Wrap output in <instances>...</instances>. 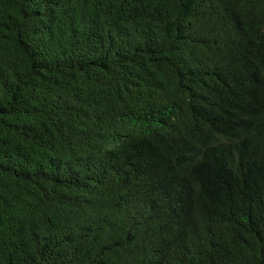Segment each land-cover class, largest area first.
<instances>
[{
  "label": "trees",
  "instance_id": "obj_1",
  "mask_svg": "<svg viewBox=\"0 0 264 264\" xmlns=\"http://www.w3.org/2000/svg\"><path fill=\"white\" fill-rule=\"evenodd\" d=\"M250 21L231 0H0V264H264Z\"/></svg>",
  "mask_w": 264,
  "mask_h": 264
},
{
  "label": "clouds",
  "instance_id": "obj_2",
  "mask_svg": "<svg viewBox=\"0 0 264 264\" xmlns=\"http://www.w3.org/2000/svg\"><path fill=\"white\" fill-rule=\"evenodd\" d=\"M231 4L235 12L241 14H249L253 17V21L249 22V25L254 30H259L260 25L258 19L264 16V0H231ZM249 39L252 41V34L244 28ZM247 64L249 67L256 66L259 69L264 68V57L256 58L252 55L247 56ZM232 75V74H231Z\"/></svg>",
  "mask_w": 264,
  "mask_h": 264
}]
</instances>
